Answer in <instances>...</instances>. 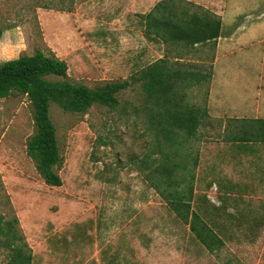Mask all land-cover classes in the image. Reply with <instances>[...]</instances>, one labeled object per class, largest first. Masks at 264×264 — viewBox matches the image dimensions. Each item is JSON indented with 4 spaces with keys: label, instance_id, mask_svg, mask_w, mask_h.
Here are the masks:
<instances>
[{
    "label": "rangeland",
    "instance_id": "374dc122",
    "mask_svg": "<svg viewBox=\"0 0 264 264\" xmlns=\"http://www.w3.org/2000/svg\"><path fill=\"white\" fill-rule=\"evenodd\" d=\"M84 1L93 2L0 0V62L41 50L66 61L70 81L89 86L137 76L163 52L170 67L201 65L186 60L189 47L170 45L161 52L155 41L150 51L143 34L129 30L132 19L120 18L126 4L122 0L102 7L100 0L97 8L87 10L90 5ZM76 9L91 10L92 15L82 20L80 14L75 16ZM185 91L190 104L200 105L203 89ZM118 101L113 107L94 104L84 113L51 102L61 155L56 171L62 184L50 186L26 152V141L35 131L28 97L13 91L0 98V225L11 221L29 249L30 264H171L165 257L170 251L181 253L183 264H264V226L231 220L221 205L234 206L239 214L238 201L212 208L215 195L203 192L208 178H199L194 167L193 136L176 139L175 147L156 137L139 82L120 91ZM165 154L185 163L175 177L187 182L194 174L191 208L223 239L216 251L209 252L195 238L147 181L148 175L157 177L150 172L165 162ZM141 251L152 256L131 258ZM111 252L117 253L114 259L109 258ZM9 258V247L0 243V264Z\"/></svg>",
    "mask_w": 264,
    "mask_h": 264
},
{
    "label": "trees",
    "instance_id": "16d2710c",
    "mask_svg": "<svg viewBox=\"0 0 264 264\" xmlns=\"http://www.w3.org/2000/svg\"><path fill=\"white\" fill-rule=\"evenodd\" d=\"M218 27L219 19L209 16L199 5L181 0H162L147 14L144 34L153 41L163 43L166 49L170 45L192 47L216 38ZM2 33L0 28V38ZM175 55L177 57L180 53ZM166 56L140 69L137 76L95 86L70 81L66 61L41 50L0 62V98L17 91L25 94L32 105L35 131L26 141V152L46 184H62L56 171L61 155L56 128L49 113L51 102L65 111L80 113L86 112L94 104L113 107L119 102L120 91L139 82L148 102L149 117L153 123L155 121L156 137H163L169 147H175L176 139H187L196 133L203 111L186 100L185 91L193 84L187 80L193 72L170 67ZM48 76L56 78L49 79ZM178 146L182 147L181 143ZM170 157L165 154V162L150 170V175L157 177L148 175L146 179L166 200L175 215L189 226L195 238L209 252H214L224 241L205 222L207 218L191 208L194 174H190L187 182L184 177H175L177 168L185 169L186 166L181 157L178 160ZM196 165L194 160V167ZM181 184H185L184 187H180ZM0 235L3 236L0 243L10 250L7 264H30L29 249L11 221L0 225Z\"/></svg>",
    "mask_w": 264,
    "mask_h": 264
},
{
    "label": "crops",
    "instance_id": "0c3cea01",
    "mask_svg": "<svg viewBox=\"0 0 264 264\" xmlns=\"http://www.w3.org/2000/svg\"><path fill=\"white\" fill-rule=\"evenodd\" d=\"M92 1L95 3L84 1L90 5L86 10L97 8L100 0ZM122 1L126 4L121 7L120 18L132 19L129 30H139L151 51L155 41L144 34L145 18L162 0ZM181 1L199 5L209 16L219 19L216 38L187 50L190 58L186 60L200 63L199 68L195 64H191L194 68L182 66L193 72L187 77L193 83L191 87L203 89L200 105L192 104L203 112L190 140L197 175L208 178V189L203 192L215 195L214 201L210 199L212 208L217 209L226 201H238L239 214L234 206H221L231 220H240L239 225L264 226V0ZM109 2L101 0V7ZM86 10L80 13L76 9L74 14H80L82 20L89 14L91 17L92 11ZM160 47L161 52L167 51L163 43ZM164 55L163 52L158 58ZM115 254L111 252L109 258L114 259ZM146 254L152 256L141 251L131 258ZM182 256L178 251H170L165 257L172 259L171 264H183ZM97 264L105 263L98 260Z\"/></svg>",
    "mask_w": 264,
    "mask_h": 264
}]
</instances>
